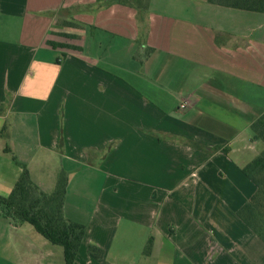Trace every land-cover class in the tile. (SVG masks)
I'll return each mask as SVG.
<instances>
[{"label": "crops", "instance_id": "crops-1", "mask_svg": "<svg viewBox=\"0 0 264 264\" xmlns=\"http://www.w3.org/2000/svg\"><path fill=\"white\" fill-rule=\"evenodd\" d=\"M145 3L139 16L119 0H0V196L23 165L46 193L65 173V217L87 229L75 264H264L238 216L263 149L264 15ZM87 175L100 186L85 211L69 192ZM140 228L149 255L127 245ZM50 244L0 213V264H66Z\"/></svg>", "mask_w": 264, "mask_h": 264}, {"label": "trees", "instance_id": "trees-1", "mask_svg": "<svg viewBox=\"0 0 264 264\" xmlns=\"http://www.w3.org/2000/svg\"><path fill=\"white\" fill-rule=\"evenodd\" d=\"M121 4L136 6L139 16L147 10L145 0H119ZM210 4L264 15V0H208ZM140 18V17H139ZM142 19V17L140 18ZM217 43L220 40L217 38ZM253 139L263 145L260 154L244 169V174L256 186V192L246 205L238 212L239 218L264 242V114L251 125ZM196 148H203L192 144ZM8 197L0 196V213L17 224H29L51 244L64 250L66 264H75L83 243L86 226L65 217L64 206L67 195L68 177L59 175L57 185L52 193H46L30 176L26 166ZM153 241L145 248V255L151 253ZM89 255L104 260V251L91 245ZM108 264V263H105Z\"/></svg>", "mask_w": 264, "mask_h": 264}, {"label": "rangeland", "instance_id": "rangeland-1", "mask_svg": "<svg viewBox=\"0 0 264 264\" xmlns=\"http://www.w3.org/2000/svg\"><path fill=\"white\" fill-rule=\"evenodd\" d=\"M115 167H116V165H113V167L112 166L109 167L108 168L109 171H107V172L118 173L120 169L118 167H116V168ZM84 172H86V171H84ZM82 179H88V183L90 185L87 186V184ZM76 181H78V182L73 184V185H71V187H70L69 204H71L73 206H76V205L80 204L81 206L86 208L85 211L91 210L92 206L94 205L96 196L98 195V192H99V187L98 186H100V185H99L98 176H96V175L95 176H89V175H87V176H79ZM81 183L86 184V187L89 189V191H83L82 187L80 186ZM79 198H81V199H79ZM86 199H91V200L88 201ZM78 202H80V203H78ZM69 204H68L67 207H68L69 210H72V208L70 207ZM25 225L28 228L33 229V227L31 225H29V224H25ZM122 228H124V224H123ZM133 232L135 233V235H133L134 239H132V237H128L127 238V245L128 246H133L134 248H138V249L142 247V251L141 252H145L144 250L146 248V245H147L148 240L150 238V235L152 233L147 231V230H145V229H141V228H140V230L137 229V232L136 231H133ZM139 244H142V245L139 247L138 246ZM58 249H60V248H58Z\"/></svg>", "mask_w": 264, "mask_h": 264}, {"label": "built area", "instance_id": "built-area-1", "mask_svg": "<svg viewBox=\"0 0 264 264\" xmlns=\"http://www.w3.org/2000/svg\"><path fill=\"white\" fill-rule=\"evenodd\" d=\"M186 107H187V105L184 104V105L181 106V109H185Z\"/></svg>", "mask_w": 264, "mask_h": 264}]
</instances>
